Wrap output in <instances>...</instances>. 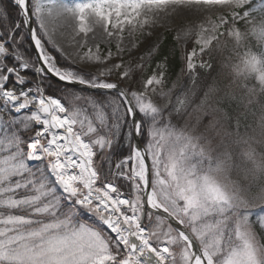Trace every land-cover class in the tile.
I'll list each match as a JSON object with an SVG mask.
<instances>
[{
    "label": "snow or ice",
    "instance_id": "1",
    "mask_svg": "<svg viewBox=\"0 0 264 264\" xmlns=\"http://www.w3.org/2000/svg\"><path fill=\"white\" fill-rule=\"evenodd\" d=\"M0 264H264V0H0Z\"/></svg>",
    "mask_w": 264,
    "mask_h": 264
},
{
    "label": "rangeland",
    "instance_id": "2",
    "mask_svg": "<svg viewBox=\"0 0 264 264\" xmlns=\"http://www.w3.org/2000/svg\"><path fill=\"white\" fill-rule=\"evenodd\" d=\"M65 2H72V0H65ZM221 10L219 8H206L204 6L197 7L195 5L190 7H181L176 10L175 13H171L169 16L165 17V14L162 12L160 15L163 20L160 21L163 24V27H156L153 29L157 35H162L164 37L167 32L171 33L173 37L177 34L180 27H183L190 23L200 22L209 17H213L219 14ZM155 40V37H152L148 42L151 43ZM183 43V41H181ZM191 43L188 45L189 49L191 48ZM103 48L104 45H101Z\"/></svg>",
    "mask_w": 264,
    "mask_h": 264
},
{
    "label": "trees",
    "instance_id": "3",
    "mask_svg": "<svg viewBox=\"0 0 264 264\" xmlns=\"http://www.w3.org/2000/svg\"><path fill=\"white\" fill-rule=\"evenodd\" d=\"M164 37H165V39L163 40V43L161 45V50H162V52H167L170 47H175V41L173 39L174 38L173 35L169 32H167V34H165ZM227 56H228L227 52H223V53L216 56L215 61H214V70L212 72V75H216V73L218 71H220V62H221V60H223ZM204 59H207V57H204ZM179 61H180V52H179V50H177L176 59L173 61V64L176 66L174 68V71L178 69ZM252 122H253L252 118L250 117L249 123H252ZM240 130H241V132L244 131L243 126L241 127ZM249 131H251V130H249Z\"/></svg>",
    "mask_w": 264,
    "mask_h": 264
}]
</instances>
